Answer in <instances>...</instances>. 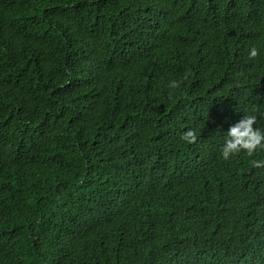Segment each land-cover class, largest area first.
I'll return each mask as SVG.
<instances>
[{"label": "trees", "instance_id": "obj_1", "mask_svg": "<svg viewBox=\"0 0 264 264\" xmlns=\"http://www.w3.org/2000/svg\"><path fill=\"white\" fill-rule=\"evenodd\" d=\"M248 115L264 0H0V264H264Z\"/></svg>", "mask_w": 264, "mask_h": 264}, {"label": "clouds", "instance_id": "obj_2", "mask_svg": "<svg viewBox=\"0 0 264 264\" xmlns=\"http://www.w3.org/2000/svg\"><path fill=\"white\" fill-rule=\"evenodd\" d=\"M248 55L249 58L257 57L258 49L252 47ZM170 87H177L176 82L173 81ZM256 121V116H243L238 122L228 127L221 150V155L225 160L241 152H245L248 156H252L257 150L264 149V130L260 127H253ZM182 139L188 143H192L196 140V136L193 131L188 130L183 134ZM254 163L260 166L264 164V161H254Z\"/></svg>", "mask_w": 264, "mask_h": 264}]
</instances>
